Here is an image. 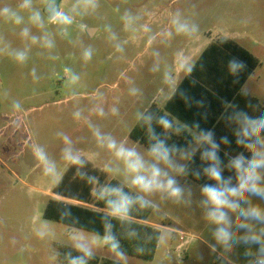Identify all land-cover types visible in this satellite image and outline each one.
I'll use <instances>...</instances> for the list:
<instances>
[{
  "label": "rangeland",
  "instance_id": "rangeland-1",
  "mask_svg": "<svg viewBox=\"0 0 264 264\" xmlns=\"http://www.w3.org/2000/svg\"><path fill=\"white\" fill-rule=\"evenodd\" d=\"M51 1L0 0V264H76L73 253L82 252L96 264H264V138L249 146V168L217 207L203 187L183 182L197 140L166 165L130 136L212 40H235L259 58L243 91L264 104V0H58L68 22L46 15ZM120 148L137 154L139 174L158 169L161 187L133 185L138 173L116 155ZM87 169L153 206L147 222L161 235L152 260L43 217L52 197L80 204L52 191L69 170Z\"/></svg>",
  "mask_w": 264,
  "mask_h": 264
},
{
  "label": "trees",
  "instance_id": "trees-1",
  "mask_svg": "<svg viewBox=\"0 0 264 264\" xmlns=\"http://www.w3.org/2000/svg\"><path fill=\"white\" fill-rule=\"evenodd\" d=\"M260 64L257 56L234 40L212 42L184 77L172 99L163 108L153 104L144 112L133 127L131 138L145 145L163 162H168L172 156L189 147L193 139L189 129L207 137L208 141L201 146L202 156L207 158L203 162L204 174L197 181L222 193L225 199L248 167L245 161H233L232 158L237 157L249 143L264 138V104L242 91ZM227 111L235 112L239 120L250 128L228 146L214 145L210 142L213 132L223 125ZM173 119L182 126L169 131L167 127ZM207 149L211 151L207 152ZM164 153L167 154L166 159L162 155ZM212 170L219 173V180L210 176ZM75 175V170H69L52 193L80 204L52 197L43 217L69 228L108 236L107 248L152 260L161 235L157 227L146 223L153 206L115 179L106 183L98 170L87 169L85 174ZM103 183V190L93 192L96 185ZM124 197L131 201L127 214L113 206V202L119 203ZM73 254L76 264L87 261L86 253ZM87 262L96 264L92 258ZM103 264L123 263L107 260Z\"/></svg>",
  "mask_w": 264,
  "mask_h": 264
},
{
  "label": "crops",
  "instance_id": "crops-1",
  "mask_svg": "<svg viewBox=\"0 0 264 264\" xmlns=\"http://www.w3.org/2000/svg\"><path fill=\"white\" fill-rule=\"evenodd\" d=\"M227 39V38H225ZM220 40V39H218ZM232 40V39H230ZM216 40H212L208 45L207 47ZM235 41V40H234ZM237 42V41H236ZM239 43V42H238ZM243 46V45H242ZM206 47V48H207ZM205 48V49H206ZM246 48V47H245ZM203 49L199 54H198V57L197 59L199 58V56L203 53V51L205 50ZM249 50V49H248ZM196 59V60H197ZM195 60V62H196ZM194 62V63H195ZM193 63V65H194ZM192 65V66H193ZM192 66L190 67V69L192 68ZM189 69V70H190ZM189 70L184 74V76L179 79V81L177 83H175L173 86H172V89L169 90V94H166L165 97H164V103H163V106L162 108L168 103V101H170L174 95V93L176 92L177 88L179 87L180 83L182 82V80L184 79V77L188 74ZM256 71V70H255ZM255 73V72H254ZM254 73L249 77V79L246 81V83L244 84V86L242 87V91L243 89L246 87L248 81L250 80V78L254 75ZM244 92V91H243ZM246 93V92H245ZM249 94V93H247ZM251 95V94H249ZM253 96V95H252ZM256 97V96H254ZM260 101V100H259ZM261 102V101H260ZM226 117H225V122L223 123L222 126H219L218 128L215 129V131L213 132V135H212V140H210V142L212 144H222V145H230L231 141H233L235 138L237 137H242L243 134L250 128V126L244 124L243 122H241L237 116V114L235 112H229L227 111L226 112ZM180 127L182 126V124L176 120V119H173V122L172 124H170L167 128L169 131H172L174 128L176 127ZM188 133L190 134V136H192V142L190 143V145H192L194 143L195 140L198 141L199 143V146L197 148L196 151H194L192 153V156L190 157L188 163L185 165V167L183 168L182 170V173H186L187 172V179L184 180V184L185 185H188V186H191V185H194L195 184H198L200 185L201 187L205 188V186L200 183L199 181H197V178L200 177L201 175L204 174V163L207 158L202 156V152H201V146L204 142L208 141V138L207 137H203L199 134H196L194 131H192L191 129L188 130ZM259 142V141H258ZM254 143H257V142H252V143H249L244 149L243 151H241L239 153V155L237 157H233L232 160L233 161H245L248 165V167L246 168L245 172L247 171V169L249 168L250 166V162L252 160V152L249 150V146L254 144ZM189 145V147H190ZM188 147V148H189ZM188 148L185 150L187 151ZM233 152H235L233 149H231ZM185 151H183L182 153H184ZM207 152H210L211 150L210 149H207L206 150ZM182 153L178 154V155H175V156H172L170 158V160L168 162H163L162 160H160V162L162 163H165L166 165L170 164L172 159L174 158H177L179 157ZM247 153L249 154L250 153V156H248L246 158V155ZM221 159H223V157H220ZM245 172L243 173V175L240 177V179L236 182V184L242 179V177L244 176ZM235 184V185H236ZM167 218H168V215H166ZM146 223H148L146 221ZM149 224V223H148ZM151 225V224H149ZM153 226V225H152Z\"/></svg>",
  "mask_w": 264,
  "mask_h": 264
},
{
  "label": "clouds",
  "instance_id": "clouds-1",
  "mask_svg": "<svg viewBox=\"0 0 264 264\" xmlns=\"http://www.w3.org/2000/svg\"><path fill=\"white\" fill-rule=\"evenodd\" d=\"M9 9L5 8L4 9V13H8ZM13 15H15L13 13ZM54 19L56 20H60L63 22H68V18L62 14H56L54 16ZM17 22H19V19H17ZM178 31H185L187 30V25L185 24H180L178 25ZM75 79V77L73 78ZM167 126V125H166ZM109 148H115V143H109L108 145ZM116 155L118 157H121L125 160V162L127 163L128 168L135 172L138 173L135 178L133 179L132 183L133 185L138 186L142 191L144 192H151L159 187H161V185L157 182L158 181V177L160 176V172L158 169L153 168L151 171V175L150 178L146 177L145 175L139 174L141 172V170L143 169V165L140 163L137 154L132 151V150H125L123 148H120L117 152ZM164 156V158H167V154L164 153L162 154ZM70 159H72L69 156ZM73 163L78 162L75 159H72ZM237 168L239 169V164L237 165ZM210 176L213 179L219 180L220 179V175L217 171L212 170L210 172ZM248 179L250 181H254L255 179H258L257 176L255 175H250L248 177ZM167 189L171 190V195L176 196L179 193V189L174 187V181H172L171 179L168 180L167 184H166ZM245 185H241V188H244ZM253 190L259 191L258 189H256L255 184L252 185ZM115 191H119V190H115ZM204 194L207 196L208 200L216 205L217 207H221L224 204L223 201V194L217 192L214 188L212 187H205L204 188ZM233 195H235V193H233ZM131 201L128 200L126 197L121 198L119 203H114L113 202V206L120 212L127 214L128 212V208L130 205ZM252 214L253 215H259V213L254 209L252 210ZM213 219L216 220L217 223L222 222L224 219L223 215H220L219 217H216L215 215L212 216ZM218 239L222 240V241H227L228 240V234L226 232H224L223 230H221L220 232H218L217 234ZM87 255H90V253H86ZM81 264H83V262H81Z\"/></svg>",
  "mask_w": 264,
  "mask_h": 264
},
{
  "label": "water",
  "instance_id": "water-1",
  "mask_svg": "<svg viewBox=\"0 0 264 264\" xmlns=\"http://www.w3.org/2000/svg\"><path fill=\"white\" fill-rule=\"evenodd\" d=\"M46 15L54 20L56 14H60V9L58 8V0H52L45 8Z\"/></svg>",
  "mask_w": 264,
  "mask_h": 264
},
{
  "label": "built area",
  "instance_id": "built-area-1",
  "mask_svg": "<svg viewBox=\"0 0 264 264\" xmlns=\"http://www.w3.org/2000/svg\"><path fill=\"white\" fill-rule=\"evenodd\" d=\"M184 239H185V236L184 235H181V237H180V240L181 241H184ZM263 262L261 261V260H256L255 261V264H262Z\"/></svg>",
  "mask_w": 264,
  "mask_h": 264
}]
</instances>
